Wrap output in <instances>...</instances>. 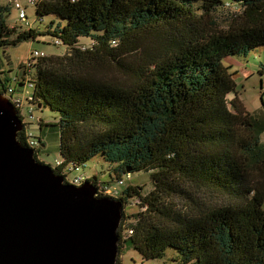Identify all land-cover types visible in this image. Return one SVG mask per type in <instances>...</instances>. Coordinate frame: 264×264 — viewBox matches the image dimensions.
Instances as JSON below:
<instances>
[{"label":"trees","instance_id":"trees-1","mask_svg":"<svg viewBox=\"0 0 264 264\" xmlns=\"http://www.w3.org/2000/svg\"><path fill=\"white\" fill-rule=\"evenodd\" d=\"M35 5L42 23L27 15V27L10 23V5H0V46L67 47L32 56L15 81L31 83V104L60 114L57 172L85 174L100 156L109 179L94 175L97 185L143 209L124 210L119 254L133 248L155 260L172 250L173 264H264V108H246L232 70L264 47V0ZM18 138L28 144L24 131ZM139 171L151 173L149 193L126 184Z\"/></svg>","mask_w":264,"mask_h":264},{"label":"water","instance_id":"water-1","mask_svg":"<svg viewBox=\"0 0 264 264\" xmlns=\"http://www.w3.org/2000/svg\"><path fill=\"white\" fill-rule=\"evenodd\" d=\"M24 128L0 92V264H117L124 202L98 194L96 176L66 182L18 138Z\"/></svg>","mask_w":264,"mask_h":264},{"label":"rangeland","instance_id":"rangeland-1","mask_svg":"<svg viewBox=\"0 0 264 264\" xmlns=\"http://www.w3.org/2000/svg\"><path fill=\"white\" fill-rule=\"evenodd\" d=\"M25 6V10L28 15V21L32 22L34 26H39L42 22L38 20L37 6L31 4L29 0H20ZM0 5H10V12L6 13L10 23H17L27 27L26 20H20L19 10L14 5V0H0ZM49 16L45 17V21H49ZM83 41L85 39H82ZM90 43L89 41L87 42ZM34 49L44 50L45 56L60 55L67 52L65 45L55 46L54 44L39 43L36 41H23L17 45L0 46V88L2 85L1 79L5 80L10 86L15 87L13 98L22 100L23 102V115L25 121L29 122V130L33 131V135L39 140V151L37 157L50 164H54L60 155V126L57 124L59 119V112L51 110L49 107L39 108L31 104L29 98H31L32 88L29 85L20 86L15 78L17 75H21V64L27 63L33 56L32 51ZM36 57L33 56V59ZM244 62H247L245 59ZM248 64L245 63L242 66L241 72L245 77L237 76V90L241 92V98L250 107L256 108L252 111L260 110L264 108V92L261 93V80L259 68L260 62L264 63V47H261L257 51H253L248 57ZM233 70V68H232ZM236 72V70H233ZM252 73H254L252 75ZM236 74V73H235ZM264 78V77H263ZM26 82V81H25ZM28 82V81H27ZM29 84V83H28ZM234 95L229 96L231 99ZM31 110V111H30ZM32 115V116H31ZM28 127V125H27ZM42 138L40 141L39 139ZM264 139V133H263ZM85 174L87 176L97 175L101 180L109 179L108 163L105 162L100 156L88 161V166L85 168ZM126 178V177H125ZM127 183H133L144 185L143 193H149L153 189V181L151 173L148 171H139L131 173V178L126 181ZM141 184V185H142ZM123 187V186H121ZM124 210L127 214L137 213L141 209L139 206L134 205L130 200L128 204H125ZM133 220V219H132ZM174 253L172 250L167 252L165 258L148 260L143 258L133 248L126 249L124 247L123 254H119V259L123 264H173L172 261Z\"/></svg>","mask_w":264,"mask_h":264},{"label":"built area","instance_id":"built-area-1","mask_svg":"<svg viewBox=\"0 0 264 264\" xmlns=\"http://www.w3.org/2000/svg\"><path fill=\"white\" fill-rule=\"evenodd\" d=\"M14 1H15V7L19 10V18L27 20V12L25 10V6L22 4V2L20 0H14ZM29 2L31 4H35L36 0H29ZM32 55L35 57H40V56H45L46 53L43 50H35ZM28 85L31 86V83H29ZM13 92H14L13 87H9V93H13ZM13 102H16V104L15 103L14 104L16 105L17 109L19 110V115L23 119V122L25 125V128L23 130H21L20 132H22V131L25 132L26 140L28 143L27 145L36 149L39 146V140L36 139V137L33 135V131L29 130V124L24 119V115L22 113L23 102L20 99H14ZM27 125H28V127H27ZM60 163H61V160L57 159V165ZM53 167L55 168V165H53ZM55 169H57V168H55ZM63 176L65 177L66 182H70V183H73L76 185H81L83 182H85L87 180V175L82 173V172H78L74 177H70L68 175L65 176L64 174H63ZM98 194L116 197L117 196L116 195L117 190H114V192H113L112 189L110 187H108V185L98 184Z\"/></svg>","mask_w":264,"mask_h":264},{"label":"crops","instance_id":"crops-1","mask_svg":"<svg viewBox=\"0 0 264 264\" xmlns=\"http://www.w3.org/2000/svg\"><path fill=\"white\" fill-rule=\"evenodd\" d=\"M244 60L245 59H237L236 61H233V70H236V74H235V79H236V81H237V76L239 75L241 78L242 77H245L244 76V74H242V72H241V69H242V66H244L245 65V63H249L248 62V58L246 59L247 60V62H244ZM246 66V65H245ZM259 71V70H258ZM260 73V72H259ZM238 74V75H237ZM254 73H252V75H253ZM260 80H261V93L262 92H264V75L263 74H261L260 73ZM27 85H28V83H27ZM23 86H26V84L25 85H23ZM237 86H238V82H237ZM15 92V91H14ZM237 92L239 93V96L240 97H242L241 96V92L239 91V90H237ZM13 95L14 94H8V96L10 97V99L12 100V101H14V99H17V98H13ZM242 100H243V102H244V99L243 98H241ZM14 103V102H13ZM244 104H245V106H246V108L249 110V111H252V110H255L256 108H253L252 106L250 107L248 104H246L245 102H244ZM259 109H261V108H259ZM28 124H29V122H28Z\"/></svg>","mask_w":264,"mask_h":264},{"label":"clouds","instance_id":"clouds-1","mask_svg":"<svg viewBox=\"0 0 264 264\" xmlns=\"http://www.w3.org/2000/svg\"><path fill=\"white\" fill-rule=\"evenodd\" d=\"M8 95V94H7Z\"/></svg>","mask_w":264,"mask_h":264}]
</instances>
